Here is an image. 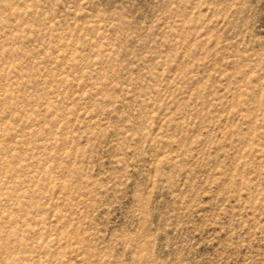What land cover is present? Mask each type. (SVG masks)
I'll return each mask as SVG.
<instances>
[{
	"label": "rangeland",
	"instance_id": "374dc122",
	"mask_svg": "<svg viewBox=\"0 0 264 264\" xmlns=\"http://www.w3.org/2000/svg\"><path fill=\"white\" fill-rule=\"evenodd\" d=\"M0 264H264V0H0Z\"/></svg>",
	"mask_w": 264,
	"mask_h": 264
}]
</instances>
